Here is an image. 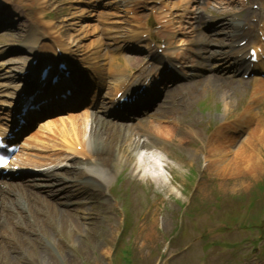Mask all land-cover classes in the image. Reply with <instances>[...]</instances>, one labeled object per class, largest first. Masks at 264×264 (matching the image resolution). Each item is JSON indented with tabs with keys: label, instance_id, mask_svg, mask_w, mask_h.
<instances>
[{
	"label": "bare ground",
	"instance_id": "obj_1",
	"mask_svg": "<svg viewBox=\"0 0 264 264\" xmlns=\"http://www.w3.org/2000/svg\"><path fill=\"white\" fill-rule=\"evenodd\" d=\"M128 12V11H127ZM39 16H43L44 15V13L41 11V10H39ZM128 23H130V21L128 22ZM27 30H28V34H27V37L25 38V40H23L22 42H25V43H32V41L33 40H38V36H39V32L37 31V29L36 28H32V27H30V23H28V28H27ZM91 30H94L91 26H88L86 29H85V31L87 32H89V31H91ZM106 30V29H105ZM43 34H44V32H43ZM80 35V34H79ZM75 36H77V35H75ZM54 41H60V40H54ZM62 44H61V47H62V51L63 52H67V49H66V47L64 46V43L63 42H61ZM83 46V44H76V47H77V49H79V48H81ZM206 79L207 78H210V77H206V76H204ZM211 77H215V76H211ZM217 80H218V78H215V79H212V80H207V82H205L204 84H206V85H209V86H214L216 83H217ZM203 84V81H200L199 83H197L196 85L197 86H199V85H202ZM195 86V85H194ZM18 87H16V89H17ZM200 88V87H199ZM198 88V89H199ZM89 117L90 116H92V114L91 113H89V115H88ZM88 120V119H87ZM87 123H88V121H86V123H85V126H84V129L82 130V131H80V132H78V129H77V127L74 125V124H72V125H70V126H72L73 128H74V131H68L67 132V134H61L60 135V137H62V138H65V137H71V138H76V139H79V137H81V138H84V136H85V131H86V129H85V127H86V125H87ZM65 126L67 125V124H64ZM98 125H101V127H100V133H98V131H97V129H95V128H92V127H97ZM109 126H111L112 127V125H110V124H108V123H104V119L101 117V116H99V115H97V114H93V123H92V126L90 127V132H91V134H92V137H95L94 135H96V136H100L101 137V139L98 141V144L101 146V147H106V146H103L102 144H103V142L105 141V140H109L110 139V136L114 133V132H116V130L115 129H111ZM55 130H58L59 131V127L58 126H55ZM72 132V133H71ZM83 133V134H82ZM72 135V136H71ZM127 138H130V135L129 134H127ZM129 144L130 143H133L132 141H130V142H128ZM25 146H27V145H25ZM69 147V146H68ZM250 147H252V146H250ZM59 152H60V149H59V147H57L56 148ZM57 153L55 156V158L54 157H45V160H50V159H52V161H55V160H57L58 159V157H59V155L61 154V153ZM72 154V153H71ZM64 157H67V156H64ZM35 162H37V163H41L42 162V160L41 159H35L34 160ZM51 163H54V164H57V162H51ZM50 164V163H49ZM1 191V190H0ZM8 195H3L1 198H0V219H3V221L1 222V223H3L4 222V220L7 218V216H6V213L5 212H3V204L4 203H6V197H7ZM30 206V209L32 210V211H34V209L37 207L36 205H34V204H30L29 205ZM56 214H57V212H56ZM66 214L68 215V218L70 217V215L66 212ZM62 217V216H61ZM45 257H46V253L45 252H43V251H40L39 253H38V255H37V258L38 259H40V260H43V259H45Z\"/></svg>",
	"mask_w": 264,
	"mask_h": 264
},
{
	"label": "rangeland",
	"instance_id": "obj_2",
	"mask_svg": "<svg viewBox=\"0 0 264 264\" xmlns=\"http://www.w3.org/2000/svg\"><path fill=\"white\" fill-rule=\"evenodd\" d=\"M52 1V2H51ZM48 1L47 3L50 5V7H53L54 3L60 2V0H51ZM47 5V4H46ZM56 5V4H55ZM62 5L57 6L56 8L54 7L52 10L56 12V9L60 8ZM47 7H49L47 5ZM52 15L57 16L56 14L52 13ZM68 25V24H67ZM69 33H72V31H70ZM67 41V39H66ZM224 90L222 91H215V90H208V91H204L202 93L198 94V101L203 100L205 97H207L210 101L215 102L216 104L220 105L221 111L220 109H217L218 111H220L219 113L222 112L224 107H227V111L236 107V109H240V107L242 106V104H245L246 101V97L249 93L252 92V88L251 86H249L246 83H241L237 86L232 85V86H228L225 85L223 86ZM204 113L209 114L208 116L212 114H216L212 112V108H210V106H204L203 107ZM192 114L197 115V116H201L200 113L197 112V110L193 111ZM260 131L262 132V135L264 137V127H260V129H258L256 131V135L258 136V138H260ZM258 149L260 151H264V148L262 146H258ZM218 188L221 190H223L222 185H218ZM225 190V188H224ZM228 190H231V188H228ZM209 191V189H208ZM148 239H152L155 236H146L145 238ZM140 241L142 242V244H146V242H149L147 239H140ZM150 243V242H149ZM203 251H200L198 255H200ZM224 259H227V257L225 256L223 258V260L221 261L222 264H224Z\"/></svg>",
	"mask_w": 264,
	"mask_h": 264
}]
</instances>
